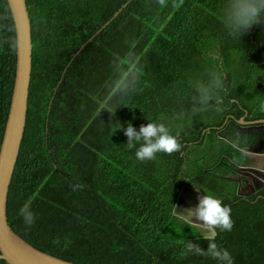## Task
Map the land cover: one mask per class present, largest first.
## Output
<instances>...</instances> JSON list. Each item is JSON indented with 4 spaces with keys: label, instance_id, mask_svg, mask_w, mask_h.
Listing matches in <instances>:
<instances>
[{
    "label": "trees",
    "instance_id": "1",
    "mask_svg": "<svg viewBox=\"0 0 264 264\" xmlns=\"http://www.w3.org/2000/svg\"><path fill=\"white\" fill-rule=\"evenodd\" d=\"M126 1L26 0L32 66L8 223L79 264H217L180 243L209 242L173 211L190 186L231 208L232 230L217 229L213 242L233 264H264V188L239 193L232 171L254 138L237 120L264 118V23L238 37L225 27V0ZM15 63L14 21L0 0V143ZM213 75L220 111L213 102L193 112L197 86ZM149 122L164 123L181 149L137 160L140 145L127 147L124 130ZM29 201L31 227L20 215Z\"/></svg>",
    "mask_w": 264,
    "mask_h": 264
},
{
    "label": "water",
    "instance_id": "2",
    "mask_svg": "<svg viewBox=\"0 0 264 264\" xmlns=\"http://www.w3.org/2000/svg\"><path fill=\"white\" fill-rule=\"evenodd\" d=\"M128 1L129 0L124 2L122 6ZM7 2L15 26L16 63L11 99L0 143V258L5 259L9 264H79L35 247L14 231L7 220V194L24 132L32 66L31 22L26 0H7ZM120 9L121 8L116 10L111 18L117 14ZM107 23L108 20L97 31ZM94 35L95 33L85 40L81 47ZM237 121L239 124H255L252 127L264 126V118L247 120L240 117ZM261 143L263 145L260 150L263 151L264 141ZM254 149L255 148H249V151H254ZM245 168L251 169L248 167ZM255 171L260 173L262 179H264V170L259 168L255 169ZM237 191L239 192V186ZM187 193L193 195L190 197H193L194 200L192 198L191 201L186 202L185 204H187V206H183L182 209L180 206L183 201L182 197ZM245 194L248 195L250 193ZM204 195L206 194L200 189L184 186L174 205V213L187 216L189 210H195V208H197L199 198ZM190 219H192V217ZM193 221L195 222V220Z\"/></svg>",
    "mask_w": 264,
    "mask_h": 264
},
{
    "label": "clouds",
    "instance_id": "3",
    "mask_svg": "<svg viewBox=\"0 0 264 264\" xmlns=\"http://www.w3.org/2000/svg\"><path fill=\"white\" fill-rule=\"evenodd\" d=\"M223 13L228 33L241 37L253 25L264 23V0H225ZM213 87L222 90L224 87L221 79L215 75L210 78L207 84L202 83L197 86L199 96L195 98L196 102L192 106L193 112L208 110L213 106V102L216 104V110L220 111L219 100L214 98L211 91ZM196 104H199L200 107L198 108ZM124 132L128 138L127 147L133 148L139 143L140 146L136 149L135 156L141 162L154 159L158 152L171 155L181 149L177 137L170 134L169 128L164 123L149 122L146 126L141 125L139 131L129 123ZM77 187L81 186L74 185L73 191ZM20 215L26 226L31 227L35 223V215L31 211V201L25 203L20 209ZM178 216L189 223L201 225L208 233L204 236L209 241L206 250L199 244L181 240L180 243L185 245L186 254L210 257L217 261V264H233L229 251L218 247L213 242L217 229L223 232L231 231L233 228L229 206L223 205L222 201L214 195L206 194L199 198V204L195 210H189L187 216ZM191 217L195 218V222L190 219Z\"/></svg>",
    "mask_w": 264,
    "mask_h": 264
},
{
    "label": "flooded vegetation",
    "instance_id": "4",
    "mask_svg": "<svg viewBox=\"0 0 264 264\" xmlns=\"http://www.w3.org/2000/svg\"><path fill=\"white\" fill-rule=\"evenodd\" d=\"M253 125L255 124H243L242 126L245 130H251L254 133L253 140L249 143V146L245 150L248 160H246L244 164L237 165L234 169H232L239 182V192L242 194H251L264 188V179H262V175L255 171V169L259 168L264 170V150H260L263 145L261 142L264 141V126L252 127ZM249 148H255L256 150L254 149V151H249ZM245 167L251 169H247ZM190 196L193 195H189L187 193L182 197L183 201L180 205L182 209L183 206H187L185 203L191 201L193 198Z\"/></svg>",
    "mask_w": 264,
    "mask_h": 264
},
{
    "label": "rangeland",
    "instance_id": "5",
    "mask_svg": "<svg viewBox=\"0 0 264 264\" xmlns=\"http://www.w3.org/2000/svg\"><path fill=\"white\" fill-rule=\"evenodd\" d=\"M192 219H193V220H195V218H194V217H192ZM203 228H204V227H203Z\"/></svg>",
    "mask_w": 264,
    "mask_h": 264
}]
</instances>
